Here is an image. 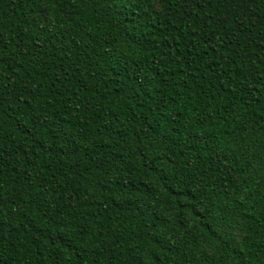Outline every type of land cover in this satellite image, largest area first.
<instances>
[{
    "label": "trees",
    "instance_id": "1",
    "mask_svg": "<svg viewBox=\"0 0 264 264\" xmlns=\"http://www.w3.org/2000/svg\"><path fill=\"white\" fill-rule=\"evenodd\" d=\"M0 264H264V0H0Z\"/></svg>",
    "mask_w": 264,
    "mask_h": 264
}]
</instances>
